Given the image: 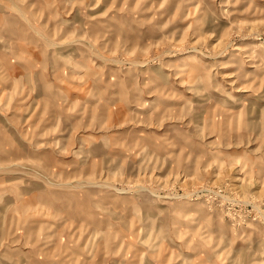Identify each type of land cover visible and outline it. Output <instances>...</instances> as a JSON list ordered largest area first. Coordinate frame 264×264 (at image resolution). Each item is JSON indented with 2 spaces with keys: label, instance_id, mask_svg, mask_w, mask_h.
<instances>
[{
  "label": "rangeland",
  "instance_id": "obj_1",
  "mask_svg": "<svg viewBox=\"0 0 264 264\" xmlns=\"http://www.w3.org/2000/svg\"><path fill=\"white\" fill-rule=\"evenodd\" d=\"M0 264H264V0H0Z\"/></svg>",
  "mask_w": 264,
  "mask_h": 264
}]
</instances>
